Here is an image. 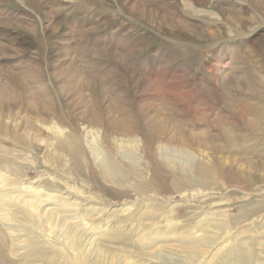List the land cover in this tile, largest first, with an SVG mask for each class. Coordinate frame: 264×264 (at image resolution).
<instances>
[{
	"label": "rangeland",
	"instance_id": "rangeland-1",
	"mask_svg": "<svg viewBox=\"0 0 264 264\" xmlns=\"http://www.w3.org/2000/svg\"><path fill=\"white\" fill-rule=\"evenodd\" d=\"M58 120L67 134L93 126L103 146L106 129L112 156L121 149L114 137H124L131 152L145 143L152 151L148 174L135 180L163 198L176 199L185 190L181 184L174 192L176 171L157 158V149L185 143L201 157L192 179L211 189L197 216L188 201L180 205L172 227L156 222L168 230L165 238L152 232L148 238V231L129 222H102L116 230L114 238L100 241L99 253L110 264H128L129 255L143 264H173L157 260L160 245L183 264H233L237 257L225 255L232 248L250 251L249 264H264V0H0V145L25 159L33 154L39 172L47 173L43 146L33 151L27 134ZM48 131L42 139H50ZM16 164L28 166L22 179L40 174L29 161ZM61 170L60 182L78 187L73 174ZM84 175L94 180L93 173ZM186 185L188 193L198 192ZM101 187L112 210L125 203L140 209L135 190L121 197L120 187ZM112 187L117 191L103 192ZM94 205L104 207L98 200ZM209 211L227 223L215 228L198 222ZM143 223L148 229L154 222ZM189 227L196 239L205 236L201 243L218 244H196ZM4 251L7 261L0 255V264H11L17 257ZM151 256L153 263L146 260ZM248 260L239 256L237 263Z\"/></svg>",
	"mask_w": 264,
	"mask_h": 264
},
{
	"label": "bare ground",
	"instance_id": "bare-ground-1",
	"mask_svg": "<svg viewBox=\"0 0 264 264\" xmlns=\"http://www.w3.org/2000/svg\"><path fill=\"white\" fill-rule=\"evenodd\" d=\"M44 123L40 127L36 126L30 131L28 130V134H26L28 140H30L28 144L33 151L39 150L38 145L41 144L43 146L46 156L43 164L48 169L47 173L39 172L40 169L37 166L38 158H35L33 154L31 158L25 159L18 154L12 153L6 147L7 145H0V255L4 260L3 262L7 261L3 257V255L7 256L4 251L5 247H7L9 252L17 257L16 259H9L11 264H110L111 262H108L106 257L101 256L99 253L101 248L100 241L104 237L109 239L115 237V225L118 227L120 224L129 222L132 226L137 225V229L148 231V238L151 235L149 234L150 232L154 236L165 238L169 235L168 230H159L156 228V222L165 220L164 222H167L166 227L170 228L174 225L172 222L177 220L176 217H181L179 214L180 205L183 206L188 201L189 208L194 211L196 209L195 218L198 213V207L203 208V204L207 202L208 190L211 188L193 180L191 175L198 169L197 164H199L201 157L194 152L195 150L191 146L185 143L179 145L180 149L170 146H162L157 149L159 155L157 158L165 160L173 166V171H176L172 172L173 178L171 176L174 192L179 190L181 184H183L182 189L185 190V194H179L180 196H177L176 199H173V197L163 198L157 194L153 195L148 190L144 191L137 184V181L140 180H135L137 177L143 178L144 175L148 174L152 151H148L145 143L143 146L139 145L134 152H131L124 149L127 142L124 137H114V146L116 145L121 149L116 156H112L106 129L104 130V139L107 141L106 146H103L97 143L96 129L91 125H84L81 128L82 132H77L76 129H73V133L67 134L64 132V125L60 124L59 120L55 122L54 126H47ZM44 130L50 131V139H42V131ZM97 131L99 132V130ZM17 141L16 143H19V140ZM21 142L23 141L21 140ZM169 152H174V156L169 158L167 156ZM176 153L183 155L180 156V154ZM57 155L62 156V162L63 158H66L65 161L69 162L70 166H67L68 164L66 165L64 162L63 164L60 157H56ZM19 160H26L35 165L33 169L35 172L40 173L36 179H22L23 176L28 175L26 174L27 172L22 173V169H27L28 166H22V163L16 164ZM54 162L57 163V166ZM59 167L63 169L61 170ZM58 170L63 171L65 175L71 176L73 174L72 182L78 187L64 186L60 182L61 175L56 172ZM84 172L85 174L86 172L93 173L94 180L84 175ZM197 172L199 171L197 170ZM237 177L239 178V176ZM133 180L136 181V184L132 182ZM189 182L192 183L190 186L198 188L196 194H190L186 191L188 188L186 184H189ZM102 185L120 187L121 192L118 194L122 195L121 197H129L130 195L127 194V191L135 190L141 198V201H139L140 209L132 210L131 208L134 205L125 203L121 209L112 210L113 205L104 202L103 195L100 193ZM113 187L103 188V192L117 191V188ZM91 188L96 191H90ZM84 192H88L90 195L83 198ZM97 200L104 207L95 206L94 204ZM107 210L108 213L105 215L104 213ZM120 213L124 217L118 216ZM215 213L209 211L198 222H210L208 225L215 228L227 223L224 219L215 218ZM152 221L154 223L149 225L148 229L143 227V222ZM102 222H105V225L106 222H116V224L109 228L105 227V225L102 226ZM213 222H220L221 224ZM204 231L209 233L208 230ZM186 232L188 236L196 237L194 227H189ZM161 237L159 238L160 242L164 241ZM198 238L200 239L195 238L194 242L202 246L213 248L215 244H218L216 240H213L212 244L201 243L205 236ZM225 240L223 239L222 243ZM243 244L248 246L251 242ZM159 248L160 254L156 256L157 260L168 259L174 260L173 264H183L182 260L173 259L175 252L161 245ZM247 252L251 253L250 251ZM246 253L242 254L239 249L232 248L225 252V255L226 257H237L233 264H238L237 259L239 256L244 261L249 259V264L254 256H247ZM128 258L131 259L128 264L144 263H141L139 259H135L131 255ZM150 258L152 256L146 260L153 263L154 261ZM162 263L168 264L167 261Z\"/></svg>",
	"mask_w": 264,
	"mask_h": 264
}]
</instances>
